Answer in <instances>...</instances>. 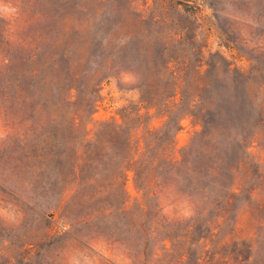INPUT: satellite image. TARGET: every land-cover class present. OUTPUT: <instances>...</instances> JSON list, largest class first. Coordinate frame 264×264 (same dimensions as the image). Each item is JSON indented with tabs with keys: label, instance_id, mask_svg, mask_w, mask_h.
<instances>
[{
	"label": "rangeland",
	"instance_id": "1",
	"mask_svg": "<svg viewBox=\"0 0 264 264\" xmlns=\"http://www.w3.org/2000/svg\"><path fill=\"white\" fill-rule=\"evenodd\" d=\"M173 92L201 97L178 125L140 101ZM219 107L246 134L227 189L201 199L167 177L150 223L132 173L118 191L95 182L126 113L139 109L140 130L177 128L181 160L233 146ZM207 110L204 130L188 115ZM0 264H264V0H0Z\"/></svg>",
	"mask_w": 264,
	"mask_h": 264
},
{
	"label": "trees",
	"instance_id": "2",
	"mask_svg": "<svg viewBox=\"0 0 264 264\" xmlns=\"http://www.w3.org/2000/svg\"><path fill=\"white\" fill-rule=\"evenodd\" d=\"M69 54V48L63 51L58 63H62L67 59ZM37 58L35 55L34 60ZM62 59V61H60ZM67 61V60H66ZM168 69V64L166 65ZM44 67L34 66L30 69L29 74L36 77L38 73L43 72ZM45 76V75H44ZM96 86V85H95ZM94 87V86H93ZM75 90L76 96L78 94L77 88L73 85H67V96L71 98V92ZM177 94L175 92L171 94H148L140 95V101L146 103V110L155 109L156 114L161 117L168 116L171 118V114L175 116V123L178 125L182 116L176 117L179 109L187 103V106L192 105L194 107L201 101L199 95L192 97L190 102L185 101L184 96H180L179 102H176ZM92 104V101H91ZM177 110L175 111V109ZM203 107H201V110ZM138 110L128 112L122 118H124L123 125H130L127 129L120 125L119 128L110 130L105 133L104 144L110 150L106 156L104 165L110 166L111 169L107 172L97 173L95 182L99 187H115L118 191L124 189V186L128 180L129 173L133 174V181L136 186L137 192L141 195L139 198H135L133 205H138L141 211V219L150 220V223L154 220V214L149 210V199L153 198L156 201V211L160 212L161 207L159 200L162 198V192L165 189H169L170 181H167V177H178L183 184H186L195 195H199L201 199H207L209 192L212 190L216 192H222L228 188V181H226V175H231L234 178V174L237 173L241 167L243 161L235 155V150H244L245 131L241 129L240 133H235L238 129L233 127L231 122L233 119L229 116L232 114L228 107L224 109L219 107L220 117L224 118L223 123H218L219 131L218 136L223 141H229V148L224 153L217 146H212L209 149L207 147L198 148V150L192 155V159H187V153L185 151L179 152L181 160H177L175 156V143L174 137L176 135L177 128L171 133V135L164 134L162 136V129L169 130V124L164 125L160 129H149L147 125L140 130V119ZM90 115V114H89ZM132 115L134 116L133 118ZM210 111L207 110L203 117L196 115L194 112L188 116L194 119L196 124H201L209 129L211 119H209ZM173 116V119H174ZM75 117H73V120ZM126 120V121H125ZM133 121V122H131ZM136 122L139 124L136 125ZM102 126L110 125L108 123H101ZM165 131V130H164ZM165 133V132H164ZM203 136H209L210 133L202 134ZM95 137H98L95 135ZM233 147V148H232ZM79 151L75 150V154ZM87 154V151H83L77 159L79 161H85L87 158L83 156ZM101 158V157H100ZM186 164L188 168L183 172V165ZM80 179V185H87L93 177H85L84 175L76 176ZM232 185V183H231ZM184 187V188H188ZM158 189V192L155 190ZM186 190V189H185ZM185 194L186 191H183ZM201 194V196H200ZM188 196V195H186ZM220 196V195H219ZM118 198V195L116 196ZM131 201L130 196H127L123 204ZM217 206V205H216ZM203 209L202 212H205ZM222 215L221 217H224ZM220 217V216H218ZM168 232V231H167ZM168 236V235H167ZM249 259V258H248ZM247 259V260H248Z\"/></svg>",
	"mask_w": 264,
	"mask_h": 264
}]
</instances>
